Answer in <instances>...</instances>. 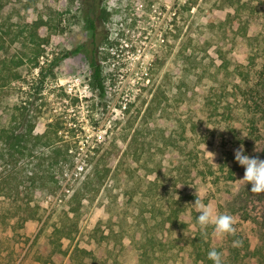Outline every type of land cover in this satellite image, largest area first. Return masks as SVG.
<instances>
[{
    "label": "rangeland",
    "instance_id": "rangeland-1",
    "mask_svg": "<svg viewBox=\"0 0 264 264\" xmlns=\"http://www.w3.org/2000/svg\"><path fill=\"white\" fill-rule=\"evenodd\" d=\"M82 1L0 0V129L30 130L24 155L0 156V264H213V249L223 264H264V193L234 156L243 145L264 160V0H100L103 91L85 53L64 56L90 40ZM73 138L102 148L62 174L52 151ZM196 192L234 216L235 235L202 234Z\"/></svg>",
    "mask_w": 264,
    "mask_h": 264
},
{
    "label": "trees",
    "instance_id": "trees-1",
    "mask_svg": "<svg viewBox=\"0 0 264 264\" xmlns=\"http://www.w3.org/2000/svg\"><path fill=\"white\" fill-rule=\"evenodd\" d=\"M90 20V19H89ZM47 24L46 21H44L43 19H39V21H36L34 23V29L31 32V41L35 43V49L33 51V66H39V73L40 74H44L43 73V65L39 64V56L41 55V50L42 48L40 47L42 41L46 40L44 38H40L38 36V29ZM93 23L90 21V26L92 27ZM16 35H14V37L11 38V41L15 40ZM41 48V49H40ZM86 50L84 48V44H80L78 45L75 49L65 52L64 56L69 55L70 53H74V52H81ZM87 58L89 60V69H90V73H91V83L93 86H95L97 89H99L100 91L104 90V83H103V79L101 77V63L97 58V48L95 49L94 53H90V51L87 53ZM60 60V57H55L53 60H51L49 62L50 66H49V71L52 72V68L58 63V61ZM22 62V59H20L18 61V64H20ZM17 73H13L10 72V75L8 77H6V80H11L12 78L15 77ZM5 80V79H4ZM3 80V82L0 85H4L5 81ZM42 80V78H41ZM28 118L24 117V123L26 124L28 122ZM49 127H54V132H57L59 129L64 128L63 130L66 131L69 128L67 127V125H64L63 123H59L58 121H54V122H50L49 123ZM32 129V125L31 128ZM30 132V130H27V132L25 131H18L16 132L15 129L10 126L7 129L6 128H1L0 129V140H2L3 143V147L6 150L1 152L2 157H9L12 158L14 157L15 154H20V155H24L25 154V150L27 149L26 147V143H27V134ZM46 134H48L46 132ZM36 139H40V136L38 135H34ZM71 140L74 141V144H71ZM77 140L78 139H65V147L64 149H54L52 152L55 155V162H60L62 161V164L60 165V172L63 173H67L69 170L73 169L72 167H74V163L72 161V157L71 156H77L80 158V160L85 163V166H89L90 164H92L93 159L96 156H99L98 154L100 153V150L102 148V144H103V140H100L98 138H95L94 141L92 139V141L86 146V148L84 150L80 149V145L77 144ZM73 146L75 148L74 153L69 152V148L70 146ZM83 148V147H82ZM102 155V154H100ZM75 160V159H74ZM97 164H93V180L89 179L87 180V183H89L90 185L93 184V186L100 184L102 182V177L103 174H98L97 170ZM73 171H75V169H73ZM108 172V169L105 170L104 175ZM50 178H54L55 179V175L53 173H50ZM86 181V180H85ZM68 233H65L62 235L59 226H55L52 233H51V237L54 239L53 236L55 237V244H54V248H56L55 251L60 252V253H65V250L62 249V236H67ZM43 263H45V260H43Z\"/></svg>",
    "mask_w": 264,
    "mask_h": 264
},
{
    "label": "clouds",
    "instance_id": "clouds-1",
    "mask_svg": "<svg viewBox=\"0 0 264 264\" xmlns=\"http://www.w3.org/2000/svg\"><path fill=\"white\" fill-rule=\"evenodd\" d=\"M220 130L223 131L222 129ZM234 156L235 161L245 169L243 178L240 179V181L246 182L247 185L250 184L251 192L257 194L264 193V160L246 155L243 145L235 150ZM192 205L199 213L197 222L200 228L204 230L202 234L207 235L206 229L210 225L214 227V232L217 235L223 236L236 234V220L233 215L228 213L214 214L212 208L202 202L197 192L195 203ZM242 243V241L236 240L233 242V246L239 247ZM208 258L213 261V264H223L222 253H219L215 249L209 251Z\"/></svg>",
    "mask_w": 264,
    "mask_h": 264
},
{
    "label": "flooded vegetation",
    "instance_id": "flooded-vegetation-1",
    "mask_svg": "<svg viewBox=\"0 0 264 264\" xmlns=\"http://www.w3.org/2000/svg\"><path fill=\"white\" fill-rule=\"evenodd\" d=\"M121 5L116 4L115 9L113 10V13H119L118 8H120ZM80 10L83 12L85 16V21L87 22V27H88V34L90 37V40L87 43H82L84 44V48L86 50L81 51L86 54L90 51V53H94L95 49L98 47V38H97V18L98 16L101 17L102 20H106L110 17V13L106 10L105 7H102L100 4V0H83L80 3ZM69 18V17H68ZM66 17H64V20L66 21ZM90 19V20H89ZM90 21L93 23L92 27L90 26Z\"/></svg>",
    "mask_w": 264,
    "mask_h": 264
}]
</instances>
